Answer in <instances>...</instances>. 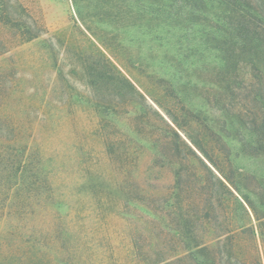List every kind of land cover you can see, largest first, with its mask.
Returning a JSON list of instances; mask_svg holds the SVG:
<instances>
[{
	"label": "rangeland",
	"instance_id": "374dc122",
	"mask_svg": "<svg viewBox=\"0 0 264 264\" xmlns=\"http://www.w3.org/2000/svg\"><path fill=\"white\" fill-rule=\"evenodd\" d=\"M20 2L45 30L39 38L12 44L0 55V108L12 116V122H26L22 139H27L28 130L32 132L42 155L53 157L58 168L51 173L52 185L48 187L53 203L47 200V194H41V204L35 205L33 212L25 210L20 214L16 205L4 200L0 186V264H149L157 259L158 251L166 256L173 254L179 242L175 229L181 221L169 205L176 184L174 171L163 166L160 158L155 163L149 150L141 155L138 168L132 172L136 182H145L148 192L136 183L122 185L125 193L142 195L144 200L130 204L120 200L123 195L115 183L122 181V166L112 163L102 153L98 137L91 135L98 115L85 100L92 90L85 82L83 67L91 56L88 54L95 50L81 28L166 117L152 95L226 173L233 175L239 195L248 193L249 186L264 189V153L250 152L254 141L246 130L250 118L244 115L242 106L231 100L232 94L248 93L227 89L225 80L220 82L223 76L218 68H222V61L216 49L200 45L201 37L195 33L198 26L179 43L174 38L159 39L164 33L149 31L138 21L120 25L103 14L99 27L95 23V31L105 37L104 47L81 23L73 0ZM8 27L0 26V47L10 37ZM56 31L60 33L52 43L66 41L60 47L56 44L58 65L48 53L49 38ZM236 82L239 86V80ZM8 94L11 97L6 98ZM217 97L225 98L229 104L218 107L214 103ZM252 108L254 113L259 112ZM118 122L127 129L124 118ZM4 136L10 137L7 133ZM82 142L94 151L93 155L103 158L99 171L111 179L105 189L85 185L84 174L74 167L78 160L76 147ZM173 156L177 159L179 154ZM192 162V171L206 183V188H201L191 178L192 198L197 203L199 196L205 199L203 209H198L202 219L197 221L194 233L213 242L211 251H244L247 257L261 251L264 260V238L239 228L240 223L250 222L258 233L260 228L253 214L252 220L237 212L236 216H225L230 203L220 206L211 201L210 173L197 159ZM19 201L16 199L15 204ZM224 228H237V232L231 241L220 245L213 237Z\"/></svg>",
	"mask_w": 264,
	"mask_h": 264
},
{
	"label": "trees",
	"instance_id": "16d2710c",
	"mask_svg": "<svg viewBox=\"0 0 264 264\" xmlns=\"http://www.w3.org/2000/svg\"><path fill=\"white\" fill-rule=\"evenodd\" d=\"M73 3L81 23L104 47L107 46L105 37L95 31V26L99 27L101 22L99 17L103 14L111 19L113 17L120 25H130L127 24L130 22L135 24L138 21L149 31L166 34L159 39L169 41L174 38L179 43L184 37H189L198 26L195 33L201 37L200 45L216 49L217 56L222 61V68H218L223 76L219 77L220 82L225 80L227 89L248 93L247 96L232 94L231 100L242 106L244 115L250 118L246 126L254 140L251 141L250 152L264 153V0H73ZM0 26H9L10 29V37L5 38L0 47V55L12 44L18 45L39 38L45 30L20 0H0ZM182 30L186 31L185 34H182ZM59 33L53 32L49 38L51 42L48 53L49 58L55 62L54 65H58L57 46L66 42L63 40L61 44L56 43L57 46L52 43ZM81 33L89 39L95 50L88 54L91 56L83 67L85 82L92 90V95L86 96L85 100L98 115L91 135L98 137L104 150L102 153H106L112 163L122 166V181L115 183L118 184V192L123 195L120 200L125 204L144 200L142 195L139 197L125 193L122 185L131 182L143 187L144 191L148 190L143 184L145 182H136L132 174L134 168L139 166L141 155L148 150L154 156L155 163L160 158L163 166L174 171L176 184L173 188V201H169V205L174 208L176 218L181 221L175 229L179 242L175 243L176 250L173 254L166 256L163 251H158L155 255L157 259L149 264H264L261 251H255L251 257H247L244 251H211L213 242L194 233L197 221L202 219L198 209H203L205 199L199 196L197 203L192 198L191 191L194 187L190 184L191 178L201 188H206V183L205 179L192 171L193 158L207 169L213 180L211 201L220 206L226 205L228 201L229 208L223 210L227 217L236 216L237 212L241 217L252 220L253 214L260 228L258 233L251 228L250 222L240 223L239 228L252 230L261 238H264V189L249 186L251 190L248 193L239 195V187L233 175L226 173L208 155L199 141L183 129L179 119L152 95L154 102L166 112V117L116 66L93 37L82 28ZM58 69L66 76L63 69ZM236 80H239V86ZM9 97L10 94L6 96ZM225 101L222 97L214 99L218 107L229 104ZM251 105L259 109V112L254 113L256 110ZM120 118L125 119L126 130L119 126ZM11 120L12 116L0 108V186L4 200L9 201L12 206L16 205L19 213L23 214L25 210L33 212L32 208L41 204L40 200L45 194L47 200L53 203V195L49 193L51 190L48 191V187L52 185L50 175L54 174L58 166L53 157L42 155L33 140V133L28 130L32 127L27 128L28 136L23 140L21 136L26 130V122ZM5 133L10 137H5ZM86 137L85 135L84 140ZM76 149L78 160L74 167L77 172L84 174L83 183L92 188L105 189L111 179L99 171L102 156L93 155L94 151L88 148L86 142H82ZM174 152L179 154L177 159L173 156ZM16 199H20L17 204ZM236 230L237 228H224L213 238L220 245L225 241L227 243L233 239Z\"/></svg>",
	"mask_w": 264,
	"mask_h": 264
}]
</instances>
